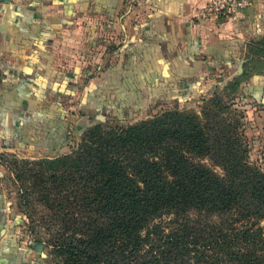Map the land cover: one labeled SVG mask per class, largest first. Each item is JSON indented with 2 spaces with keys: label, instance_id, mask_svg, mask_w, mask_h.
<instances>
[{
  "label": "crops",
  "instance_id": "0c3cea01",
  "mask_svg": "<svg viewBox=\"0 0 264 264\" xmlns=\"http://www.w3.org/2000/svg\"><path fill=\"white\" fill-rule=\"evenodd\" d=\"M207 1L0 0L2 151L63 153V110L76 95V130L198 101L230 77L264 107V0L235 17L195 16ZM3 169L0 160V264H52L19 235Z\"/></svg>",
  "mask_w": 264,
  "mask_h": 264
},
{
  "label": "trees",
  "instance_id": "16d2710c",
  "mask_svg": "<svg viewBox=\"0 0 264 264\" xmlns=\"http://www.w3.org/2000/svg\"><path fill=\"white\" fill-rule=\"evenodd\" d=\"M228 108L214 91L200 112L91 121L76 146L21 160L20 202L44 206L54 264H264V171Z\"/></svg>",
  "mask_w": 264,
  "mask_h": 264
},
{
  "label": "rangeland",
  "instance_id": "374dc122",
  "mask_svg": "<svg viewBox=\"0 0 264 264\" xmlns=\"http://www.w3.org/2000/svg\"><path fill=\"white\" fill-rule=\"evenodd\" d=\"M236 78H232L227 82H222L216 85L213 90L205 94V98H201L198 101L193 102H165L159 103L152 108L148 109L147 112L142 115H138L133 118H111V124L126 125L130 123H135L141 119L150 118L156 114L161 113L167 109H180V110H197L200 112L201 105L203 104V99L210 98L213 95V92L216 91L219 95L224 97V100L229 104L228 110L224 112L225 116L230 118H238L240 127L239 130L243 133L245 137V144L248 149L247 158L254 165L258 166L264 171V107L258 104L257 101L250 99L242 94V88L238 82L237 86H231L230 84ZM79 96L72 97L71 102L65 107L63 112H65V118L63 119L68 126H66V132L69 131L71 137L70 146H76L78 130L77 126L78 120L81 118L77 109V101ZM79 117V119H78ZM100 120L102 118L98 117ZM94 119V118H92ZM66 136V135H65ZM64 136V137H65ZM69 138V134L67 133ZM66 148L65 151L68 149ZM61 151V150H60ZM60 151L43 153L42 151H37V154H31L28 150L25 149H10L8 151H2L0 147V160L3 162V185L5 191L10 199L11 206L14 211L20 214V224H19V235L22 240L28 241H42L45 245L44 251L49 257L52 264L53 255L51 254V245L47 244V241L50 239V232L41 220V215L45 213V208L42 204L32 201L29 205H24L20 202V194L23 191L22 182L17 180L14 176L15 172L22 170L21 160L24 158H36L42 155L54 156L61 153ZM16 161V162H14ZM14 162V163H13ZM202 162L214 167L211 164V161L208 158H202ZM216 171L220 172L218 167H214ZM32 195L31 197H33ZM33 200V198H32ZM261 225L264 227V220L261 222Z\"/></svg>",
  "mask_w": 264,
  "mask_h": 264
},
{
  "label": "built area",
  "instance_id": "2783aa9c",
  "mask_svg": "<svg viewBox=\"0 0 264 264\" xmlns=\"http://www.w3.org/2000/svg\"><path fill=\"white\" fill-rule=\"evenodd\" d=\"M252 0H209L198 6L195 16L209 19L219 16L235 17L245 7L251 4Z\"/></svg>",
  "mask_w": 264,
  "mask_h": 264
},
{
  "label": "water",
  "instance_id": "95a60500",
  "mask_svg": "<svg viewBox=\"0 0 264 264\" xmlns=\"http://www.w3.org/2000/svg\"><path fill=\"white\" fill-rule=\"evenodd\" d=\"M240 69H241V67H239V70H238V72L236 74L240 73V71H241ZM230 79H232V77L228 78L227 81H229Z\"/></svg>",
  "mask_w": 264,
  "mask_h": 264
}]
</instances>
